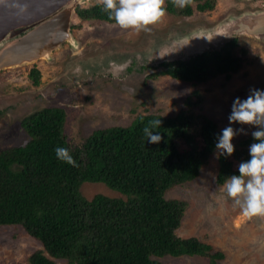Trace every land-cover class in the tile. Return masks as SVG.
I'll list each match as a JSON object with an SVG mask.
<instances>
[{
	"label": "trees",
	"instance_id": "trees-1",
	"mask_svg": "<svg viewBox=\"0 0 264 264\" xmlns=\"http://www.w3.org/2000/svg\"><path fill=\"white\" fill-rule=\"evenodd\" d=\"M216 4L194 0L181 9L166 0L165 7L168 14L190 17L195 10L212 11ZM75 15L78 27L86 21L115 24L98 0L78 7ZM237 47L236 39L221 51L164 64L168 70L160 74L195 87L220 75L230 79L247 53L241 48L236 57ZM29 76L33 85H40L38 68ZM201 101L196 90L176 116L141 114L127 127L94 131L79 146L68 141L64 108H44L27 116L21 123L29 136L26 145L0 149V227L21 226L42 247L26 264H164L166 257L197 255L221 264L223 252L198 238L178 235L188 202L167 198L173 188L196 180L216 152L222 130L211 118L193 113ZM157 119L161 124L154 134L162 140L154 144L143 128ZM178 141L186 149H178ZM256 142L252 136L234 147L231 156H219L218 186L239 175V164L250 159L248 147ZM57 147L68 149L77 166L60 161ZM86 183L103 184L118 196L85 197Z\"/></svg>",
	"mask_w": 264,
	"mask_h": 264
},
{
	"label": "rangeland",
	"instance_id": "rangeland-1",
	"mask_svg": "<svg viewBox=\"0 0 264 264\" xmlns=\"http://www.w3.org/2000/svg\"><path fill=\"white\" fill-rule=\"evenodd\" d=\"M91 2L87 0L78 7H89ZM259 10H264V0H217L212 11L195 10L190 17L167 13L162 23L150 26L151 31L139 33L105 22L86 21L78 27L79 19L74 13V45L65 42L35 63L0 71V149L26 145L29 136L21 123L43 108L66 110L65 133L72 146H79L94 131L127 127L141 114L176 116L187 108L185 101L196 90L202 101L194 105L193 113L211 118L219 130L227 126L243 128L247 134H237L232 141L234 147L238 146L259 128L230 124L228 117L237 97L244 100L251 89L264 90V43L250 37L238 38L234 55L241 56V48L247 52L242 55V68L230 79L220 75L197 87L161 75L158 71L166 69L164 63L150 56L156 55L161 45L170 50L175 41H185L192 34L209 32ZM183 51L178 45L171 50L173 63L189 61ZM34 67L41 72L39 86L33 85L29 76ZM95 72L100 76L86 77ZM178 142V149H186L183 141ZM218 169L216 150L196 180L168 192L167 198L188 202L178 235L198 238L223 252L221 264H264V218L248 219L241 214L223 186L217 185ZM82 193L88 198L96 194L118 196L99 183L84 184ZM40 249L41 244L23 227H0V264H26ZM162 261L210 264L208 257L199 255L166 257ZM57 264L69 263L58 260Z\"/></svg>",
	"mask_w": 264,
	"mask_h": 264
},
{
	"label": "water",
	"instance_id": "water-1",
	"mask_svg": "<svg viewBox=\"0 0 264 264\" xmlns=\"http://www.w3.org/2000/svg\"><path fill=\"white\" fill-rule=\"evenodd\" d=\"M86 1L3 0L0 3V71L35 63L51 55L65 42L73 44L71 19L76 8ZM199 33H196L197 36L190 35L185 41H175L170 50L166 45H161L157 54L150 57L161 59L160 64H168L175 61L170 56L177 45L181 50L184 48V55L190 60L191 56L221 51L240 37H250L264 43V10L224 22L209 32ZM164 67L166 69L163 71L168 70ZM163 71L160 69L158 73Z\"/></svg>",
	"mask_w": 264,
	"mask_h": 264
},
{
	"label": "clouds",
	"instance_id": "clouds-1",
	"mask_svg": "<svg viewBox=\"0 0 264 264\" xmlns=\"http://www.w3.org/2000/svg\"><path fill=\"white\" fill-rule=\"evenodd\" d=\"M98 3L119 28L136 33L151 31L150 26L162 23L167 14L165 0H98ZM173 4L184 9L192 6L194 0H173ZM228 120L230 124L238 122L258 127L259 130L252 132L254 140L258 142L250 145V159L239 164V175H232L225 180L223 190L244 217L264 218V90L251 89L244 100L237 97ZM160 124L161 120L157 119L144 126L143 133L148 142L158 144L162 140L159 134H154L157 132L154 129L159 128ZM237 134L247 133L243 128L236 130L231 126L222 130L215 145L217 158L234 153L232 141ZM55 155L60 161L77 166L68 149L57 147Z\"/></svg>",
	"mask_w": 264,
	"mask_h": 264
},
{
	"label": "flooded vegetation",
	"instance_id": "flooded-vegetation-1",
	"mask_svg": "<svg viewBox=\"0 0 264 264\" xmlns=\"http://www.w3.org/2000/svg\"><path fill=\"white\" fill-rule=\"evenodd\" d=\"M23 34H21V35H18L16 38H20L21 36H22ZM106 63V65L108 64V62H105ZM164 64H167V63H164ZM104 69H107V67H105ZM89 72V71H88ZM97 73H99V72H95V73H90V74H88L86 77H92V76H95V77H97V76H100V74H97ZM44 109V108H43ZM65 110V109H64ZM65 112H66V110H65ZM67 114V113H66Z\"/></svg>",
	"mask_w": 264,
	"mask_h": 264
}]
</instances>
